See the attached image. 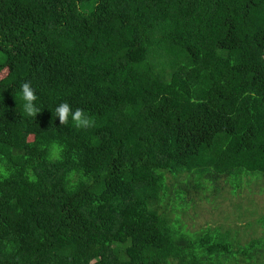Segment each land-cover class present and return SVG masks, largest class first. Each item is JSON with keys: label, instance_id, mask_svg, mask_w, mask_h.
Masks as SVG:
<instances>
[{"label": "trees", "instance_id": "1", "mask_svg": "<svg viewBox=\"0 0 264 264\" xmlns=\"http://www.w3.org/2000/svg\"><path fill=\"white\" fill-rule=\"evenodd\" d=\"M64 102L95 126H62ZM248 174L264 175V0H0V264H264V237L171 217L209 188L198 175Z\"/></svg>", "mask_w": 264, "mask_h": 264}, {"label": "rangeland", "instance_id": "2", "mask_svg": "<svg viewBox=\"0 0 264 264\" xmlns=\"http://www.w3.org/2000/svg\"><path fill=\"white\" fill-rule=\"evenodd\" d=\"M199 185L204 189L207 182L210 185L204 192H197L187 198L179 214L171 212V217L179 219L183 231L191 236L200 234L205 228L221 230L230 233V238L240 244H245L252 238L264 237V175H242L240 187H234L228 182L229 178H222L216 182L198 175ZM168 188L171 196L174 180L169 177ZM219 186L220 190L214 191ZM168 213L170 208L167 209ZM159 211H165L159 208ZM179 228V224L177 225Z\"/></svg>", "mask_w": 264, "mask_h": 264}, {"label": "clouds", "instance_id": "3", "mask_svg": "<svg viewBox=\"0 0 264 264\" xmlns=\"http://www.w3.org/2000/svg\"><path fill=\"white\" fill-rule=\"evenodd\" d=\"M21 90L23 100L25 101L23 106L24 113L29 117L37 116V114L40 113V109L34 105L37 96L35 95V90L31 87V82H24L21 86ZM55 113L62 126L68 125L70 117L76 128L86 129L95 126V122L85 114L84 110L78 108L73 112L71 106L67 102L61 103L55 109ZM52 150L53 153L58 151L55 145H53Z\"/></svg>", "mask_w": 264, "mask_h": 264}]
</instances>
